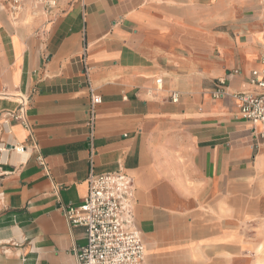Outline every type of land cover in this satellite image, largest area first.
<instances>
[{
    "label": "crops",
    "instance_id": "obj_1",
    "mask_svg": "<svg viewBox=\"0 0 264 264\" xmlns=\"http://www.w3.org/2000/svg\"><path fill=\"white\" fill-rule=\"evenodd\" d=\"M247 2L58 0L47 13L27 0L13 16L0 1V264H78L86 232L60 205L83 202L91 171L133 177L148 263L228 243L256 213L264 165V123L232 96L264 68ZM84 53L102 96L92 135Z\"/></svg>",
    "mask_w": 264,
    "mask_h": 264
},
{
    "label": "built area",
    "instance_id": "obj_2",
    "mask_svg": "<svg viewBox=\"0 0 264 264\" xmlns=\"http://www.w3.org/2000/svg\"><path fill=\"white\" fill-rule=\"evenodd\" d=\"M8 6L10 13H21L27 0H0ZM36 7L52 12L58 7V0H31ZM84 70L87 76L89 68L84 53ZM264 62V58H263ZM249 81L255 87L253 91L232 93L237 101L241 117L249 123H264V68L251 72ZM162 83L159 78L156 81ZM214 91L215 98L228 94L221 81ZM89 124L90 133L95 123L96 109L102 103V96L95 93L90 82ZM179 93H173V102H178ZM28 102L22 101L18 118L23 119ZM264 136V132H263ZM22 153L24 147H15ZM45 164L42 156L38 157ZM136 189L133 177L119 169L114 172L88 175V193L80 205L61 204L60 208L71 226H80L86 232V244L73 249L78 264H150L146 260V248L141 230L136 224Z\"/></svg>",
    "mask_w": 264,
    "mask_h": 264
},
{
    "label": "rangeland",
    "instance_id": "obj_3",
    "mask_svg": "<svg viewBox=\"0 0 264 264\" xmlns=\"http://www.w3.org/2000/svg\"><path fill=\"white\" fill-rule=\"evenodd\" d=\"M246 1L245 20L255 21L252 24L260 26L264 36V0ZM260 175V181L254 185V203L250 204L256 213L237 224L226 245L207 246L192 241L189 245L175 247L172 255L164 257L175 259L161 264H264V165Z\"/></svg>",
    "mask_w": 264,
    "mask_h": 264
},
{
    "label": "bare ground",
    "instance_id": "obj_4",
    "mask_svg": "<svg viewBox=\"0 0 264 264\" xmlns=\"http://www.w3.org/2000/svg\"><path fill=\"white\" fill-rule=\"evenodd\" d=\"M5 9V8H4ZM13 20V19H12ZM14 23V22H13Z\"/></svg>",
    "mask_w": 264,
    "mask_h": 264
}]
</instances>
